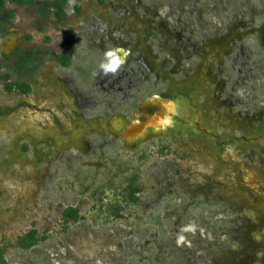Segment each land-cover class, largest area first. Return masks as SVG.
Masks as SVG:
<instances>
[{"label":"rangeland","instance_id":"1","mask_svg":"<svg viewBox=\"0 0 264 264\" xmlns=\"http://www.w3.org/2000/svg\"><path fill=\"white\" fill-rule=\"evenodd\" d=\"M40 1L6 0L14 15L0 35V73L31 85L8 90L0 79L6 264H264V139H243L264 133V0H68L61 19ZM117 46L132 52L104 76L98 62ZM21 49L33 51L31 75L18 72ZM85 60L94 64L82 76ZM142 82L178 103L174 123L120 141ZM116 160L140 164L146 194L107 220ZM172 190L164 230L151 213ZM68 206L84 217L66 218ZM32 228L42 240L24 250L17 239Z\"/></svg>","mask_w":264,"mask_h":264},{"label":"trees","instance_id":"2","mask_svg":"<svg viewBox=\"0 0 264 264\" xmlns=\"http://www.w3.org/2000/svg\"><path fill=\"white\" fill-rule=\"evenodd\" d=\"M12 2H15L19 5H32L36 0H11ZM5 4L6 0H0V35L6 31V23L13 17L14 11L13 10H5ZM68 4V0H41L40 5L38 7V11L42 14H45L48 12L51 8H55V12L58 18H62L65 13V8ZM77 9H80V6L77 5ZM251 34V31H249ZM264 32V28H262V31ZM256 35L259 33H255ZM132 52V49H130ZM19 61L18 63L21 64V68L19 69V74H32L37 68V64L34 63V55L32 50H25L21 49L18 53ZM59 63L64 66L68 67L71 64H73V53L72 51H65L63 53H60L57 55ZM31 64V65H30ZM94 64V60L92 61H80L77 63V70L82 74V76H87L89 73H91L92 66ZM210 73H213V70L210 69ZM0 79H3L5 81V86L8 90H13L14 88H18L23 92H29L31 91V85L21 79H15L11 80L10 74H1L0 73ZM159 93L164 97H169L168 93L162 92L158 88H154L153 84L151 82H145L144 86L140 88V93L137 94L136 97L129 99V106L131 109V112L137 108V103L146 97L154 94ZM152 110V108H150ZM261 134V133H260ZM122 141V139H120ZM235 141L232 139V142ZM25 149H28V145H24ZM48 150V151H46ZM41 149L36 150V153L38 156H41V154L44 152V154L48 155L50 154L51 150L49 147L47 149ZM116 150V148H114ZM165 149L163 147H160V152H163ZM139 154V160L140 162H144L147 160V154L145 150H141V152H138ZM101 154V152L98 151V155ZM96 155V157L98 156ZM40 158V157H38ZM100 158V157H97ZM121 163L116 160L118 168L121 169V171H117V175H114V186L115 187H109L108 183H103V185H99L95 188L97 192H101L102 194H105V190L107 187H109L112 192L114 193V199L109 198V200H106V203L103 204L104 210L107 212V220L112 219H118L122 217V212L124 210L132 209L138 207L140 203L143 200V197L145 196V190L142 187V185L139 182L140 179V164L137 163H130V161ZM172 194V195H171ZM170 197H166L163 203V207L159 208V206H154L153 211L151 213L152 218L159 222L160 226L165 230V227L170 223V220L167 219L166 223L165 220L162 219L163 212L166 211L171 207L172 204V198L174 194V190L171 191ZM104 201V200H103ZM159 208V209H158ZM64 214L66 218L73 220V221H79L84 216L81 215L80 210L74 206H68ZM42 240V237L38 235V230L36 228H32L28 230L27 232L21 234L19 238L17 239V245L24 249L29 250L34 245L38 244ZM4 250L0 247V262L3 264H6V261L3 258Z\"/></svg>","mask_w":264,"mask_h":264},{"label":"water","instance_id":"3","mask_svg":"<svg viewBox=\"0 0 264 264\" xmlns=\"http://www.w3.org/2000/svg\"><path fill=\"white\" fill-rule=\"evenodd\" d=\"M123 48L128 54L130 49ZM168 104H170L172 109H168ZM138 110L135 112V118L131 120L130 124L126 126L124 131L119 132V136L124 141H134L143 137L149 129L154 131H162L174 123V115L178 111V103L169 97H164L159 93H154L144 100L140 101L137 105ZM175 107V111L173 110ZM148 108L154 109L153 112H149ZM168 110V111H167ZM173 110V111H171ZM140 117H144L141 120ZM160 118L158 121L157 119ZM169 118L165 123H160L162 120ZM137 125H140V129H136ZM245 141H257L264 139V133L257 134L255 136L244 137Z\"/></svg>","mask_w":264,"mask_h":264},{"label":"clouds","instance_id":"4","mask_svg":"<svg viewBox=\"0 0 264 264\" xmlns=\"http://www.w3.org/2000/svg\"><path fill=\"white\" fill-rule=\"evenodd\" d=\"M75 3V0H69V7H71ZM128 53L119 47H113L105 50L103 52L102 58L98 62L99 72L107 76L109 74L115 76L126 63ZM96 75V73H93ZM194 230L193 226L189 225L184 231ZM183 236H181L178 240L179 242L183 241Z\"/></svg>","mask_w":264,"mask_h":264},{"label":"flooded vegetation","instance_id":"5","mask_svg":"<svg viewBox=\"0 0 264 264\" xmlns=\"http://www.w3.org/2000/svg\"><path fill=\"white\" fill-rule=\"evenodd\" d=\"M117 47H118V46H117ZM130 52H131V51H130ZM126 62H127V60H126ZM144 84H145V83L142 82L139 86H137V88H136V93H135L134 95H132V98L136 97L137 94L140 93V88H141L142 86H144ZM143 100H144V99H143ZM141 101H142V100H141ZM139 102H140V101H139ZM139 102H138V103H139ZM138 103H137V105H138ZM137 110H138V107L134 110V118H135V112H136ZM148 111H149V112H153L154 109L150 110V108H148ZM134 118H133V119H134ZM140 119H141V120H144V117H140ZM130 122H131V121H130ZM253 136H255V135H253ZM243 138H244V137H243ZM261 243H264V240H262ZM262 261H263V263H264V260H262ZM247 263H248V262H247Z\"/></svg>","mask_w":264,"mask_h":264},{"label":"bare ground","instance_id":"6","mask_svg":"<svg viewBox=\"0 0 264 264\" xmlns=\"http://www.w3.org/2000/svg\"><path fill=\"white\" fill-rule=\"evenodd\" d=\"M171 107H173V106H171L170 104H168V109L170 110V109H172ZM174 111H175V107H174V109H173ZM173 110H171V111H173ZM168 111V110H167ZM160 118H158L157 119V121L159 120ZM169 120V118H166L165 120H162L160 123H165V121H168ZM137 130L138 129H140V125H137V128H136Z\"/></svg>","mask_w":264,"mask_h":264}]
</instances>
